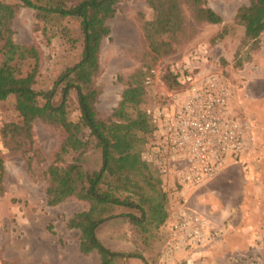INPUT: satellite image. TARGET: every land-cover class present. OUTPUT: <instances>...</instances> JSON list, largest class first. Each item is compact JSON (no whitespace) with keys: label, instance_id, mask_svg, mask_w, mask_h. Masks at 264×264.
<instances>
[{"label":"rangeland","instance_id":"374dc122","mask_svg":"<svg viewBox=\"0 0 264 264\" xmlns=\"http://www.w3.org/2000/svg\"><path fill=\"white\" fill-rule=\"evenodd\" d=\"M247 2L206 0V6L221 17L220 24L195 20L182 2L183 30L172 42V51L157 57L142 35L143 24L152 19L148 0H120L115 16L107 22L110 34L99 50L101 72L94 83L99 90L97 118L107 120L126 83L136 79L132 76L141 74L143 79L155 70L152 83L145 84L142 106L152 111L165 105L168 92L184 94L182 85L166 88L168 71L177 73L179 80L200 74L214 76L226 85L230 93L228 114L240 122L244 135L242 153L200 187L183 191L163 187L171 218L156 231L152 245L139 248L147 264H264V32L258 49L248 51L247 59L242 54L241 67L235 66L234 60L243 28L233 24V17ZM224 29L227 34L214 40ZM12 30L15 43L38 51L37 92L50 90L59 75L80 59L82 45L76 20L60 18L42 23L35 19L32 9L20 7ZM163 39L168 41L167 37ZM57 93L55 104L59 102V90ZM75 99L72 90L68 100L72 120L78 116ZM14 100L9 97L0 102V264H100L96 252H79V232L66 227V222L86 210L88 204L68 199L55 207L46 205V169L62 140L61 131L35 120L29 139L24 140L14 131L20 124ZM83 157L85 171L99 168L97 150L89 146ZM181 213H195L208 221L203 246L184 245L170 230L169 222ZM96 235L112 251H138L134 243L137 238L124 218L106 220ZM118 264L144 263L131 258Z\"/></svg>","mask_w":264,"mask_h":264},{"label":"trees","instance_id":"16d2710c","mask_svg":"<svg viewBox=\"0 0 264 264\" xmlns=\"http://www.w3.org/2000/svg\"><path fill=\"white\" fill-rule=\"evenodd\" d=\"M15 1L18 3L0 0V102L14 97L15 111L20 118L14 131L23 135L24 140L29 139L35 120L58 128L63 135L46 169V205L55 207L68 199L88 204L86 210L74 214L66 222L68 229L79 232L77 247L82 255L96 252L100 264H118L131 258L147 264L139 248L152 245L156 231L164 227L170 214L160 175L154 166L141 159L155 130L148 110L142 107L146 95L145 78L142 79L141 74L132 76L136 79L126 83L107 120L97 118L95 109L99 90L94 83L101 72L99 50L103 40L109 37L107 22L115 16L120 0ZM182 2L197 21L207 24L222 21L206 6V0H148L152 19L143 24L142 35L156 57L169 54L172 42L183 30ZM20 7L32 9L35 19L42 23L49 24L60 18L78 22L82 45L80 59L67 67L48 91L34 89L39 73L38 51L13 40L12 21ZM233 24L243 28L234 59L235 66L241 67L242 54L247 55V59L248 51L259 47L264 32V0H248L246 5L240 6ZM226 34L227 29H224L214 40ZM164 82L167 89L182 85L178 74L170 71ZM57 90L59 102L55 104ZM72 90L76 94L78 111L75 120L70 119L68 111ZM89 146L99 152L100 165L93 171H85L82 166ZM118 217L126 220L140 241L134 239L138 251H112L97 238V228L106 220Z\"/></svg>","mask_w":264,"mask_h":264},{"label":"built area","instance_id":"2783aa9c","mask_svg":"<svg viewBox=\"0 0 264 264\" xmlns=\"http://www.w3.org/2000/svg\"><path fill=\"white\" fill-rule=\"evenodd\" d=\"M154 75L150 70L146 85ZM198 76L182 78L184 94L168 92L163 107L148 111L155 130L141 159L155 167L166 189L198 188L244 150L242 126L227 111L226 85ZM169 225L184 245L206 242L209 223L198 214L181 213Z\"/></svg>","mask_w":264,"mask_h":264},{"label":"crops","instance_id":"0c3cea01","mask_svg":"<svg viewBox=\"0 0 264 264\" xmlns=\"http://www.w3.org/2000/svg\"><path fill=\"white\" fill-rule=\"evenodd\" d=\"M216 176H217V178H219V177H218V176H219L218 174H217ZM170 218H171V216H170ZM170 218H169V219H170ZM168 221H169V220H168ZM177 244H178V246H180V247L182 248V246L180 245L179 242H178Z\"/></svg>","mask_w":264,"mask_h":264}]
</instances>
